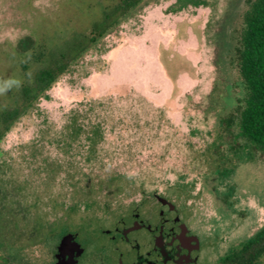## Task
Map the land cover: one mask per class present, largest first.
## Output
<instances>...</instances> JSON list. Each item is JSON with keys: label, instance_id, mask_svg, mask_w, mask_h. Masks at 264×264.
Instances as JSON below:
<instances>
[{"label": "rangeland", "instance_id": "obj_1", "mask_svg": "<svg viewBox=\"0 0 264 264\" xmlns=\"http://www.w3.org/2000/svg\"><path fill=\"white\" fill-rule=\"evenodd\" d=\"M114 1L0 0V109L25 79L15 48L65 43ZM253 2L152 0L29 108L0 143V264H56L67 233L79 264H120L115 229L144 243L135 215L175 216L162 199L200 235V264L264 227V153L241 134Z\"/></svg>", "mask_w": 264, "mask_h": 264}, {"label": "trees", "instance_id": "obj_2", "mask_svg": "<svg viewBox=\"0 0 264 264\" xmlns=\"http://www.w3.org/2000/svg\"><path fill=\"white\" fill-rule=\"evenodd\" d=\"M152 0H116L101 9L88 32H74L64 43H22L13 55L25 77L18 83L12 103L0 109V143L38 100L72 65L93 49L123 21ZM239 71L245 96L241 113L242 136L264 153V0H254L243 17ZM264 260V227L248 241L232 248L217 264H261Z\"/></svg>", "mask_w": 264, "mask_h": 264}, {"label": "flooded vegetation", "instance_id": "obj_3", "mask_svg": "<svg viewBox=\"0 0 264 264\" xmlns=\"http://www.w3.org/2000/svg\"><path fill=\"white\" fill-rule=\"evenodd\" d=\"M162 201L164 207L170 212H174L175 216H168L166 212L162 211L161 220L152 224L144 222L143 219H137L139 214L135 215L133 225H136L139 230H142L141 227L144 226L146 231H149L147 240H143L144 243H136L137 245L131 243L129 235L132 232L126 236L124 234L129 227L124 228L122 231L118 227L115 229L119 240L128 243L131 247V252L126 259L124 254L121 253V256L117 259L118 263L200 264L202 250L200 235L189 223L183 221L178 213L176 214V208L172 203ZM113 239H116V237H113ZM82 256L79 258L78 264Z\"/></svg>", "mask_w": 264, "mask_h": 264}, {"label": "water", "instance_id": "obj_4", "mask_svg": "<svg viewBox=\"0 0 264 264\" xmlns=\"http://www.w3.org/2000/svg\"><path fill=\"white\" fill-rule=\"evenodd\" d=\"M129 232L131 231H125V234ZM84 252L85 249L77 241V235L74 233H67L61 238L57 247V252L55 254V258L57 260L56 264H78L79 258L84 254Z\"/></svg>", "mask_w": 264, "mask_h": 264}]
</instances>
